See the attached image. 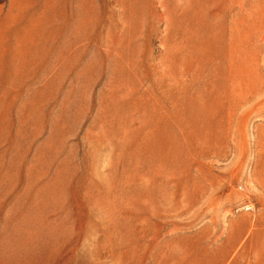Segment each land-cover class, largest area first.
<instances>
[{
  "label": "rangeland",
  "instance_id": "obj_1",
  "mask_svg": "<svg viewBox=\"0 0 264 264\" xmlns=\"http://www.w3.org/2000/svg\"><path fill=\"white\" fill-rule=\"evenodd\" d=\"M0 264H264V0H0Z\"/></svg>",
  "mask_w": 264,
  "mask_h": 264
}]
</instances>
